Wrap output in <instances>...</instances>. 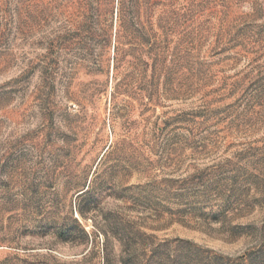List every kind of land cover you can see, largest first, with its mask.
Segmentation results:
<instances>
[{"label": "rangeland", "instance_id": "374dc122", "mask_svg": "<svg viewBox=\"0 0 264 264\" xmlns=\"http://www.w3.org/2000/svg\"><path fill=\"white\" fill-rule=\"evenodd\" d=\"M197 2L150 103L141 12L117 64L114 0H0L1 260L122 264L119 219L166 264H264V0Z\"/></svg>", "mask_w": 264, "mask_h": 264}, {"label": "trees", "instance_id": "16d2710c", "mask_svg": "<svg viewBox=\"0 0 264 264\" xmlns=\"http://www.w3.org/2000/svg\"><path fill=\"white\" fill-rule=\"evenodd\" d=\"M114 1L117 23L114 61L118 64L120 47L124 45L121 40L133 26L131 25V18L141 12L144 17V26L141 30L145 57L143 65L148 73L145 96L150 103L160 101L163 95L168 99L174 98L176 96L174 77L178 61V49L180 48L177 39L178 32L179 28L185 23H189L196 13L199 6L197 0ZM181 20L182 23H180ZM183 30L185 31L184 27ZM187 35L181 34L180 36L184 38ZM80 230L85 234L82 228ZM111 232L123 247L121 251L123 256H121L120 261L122 264H166L167 255L163 250L166 248L167 242L157 243L154 236L129 229L119 222V219L115 222ZM134 254L136 255L133 258ZM78 263L74 262L73 264ZM0 264H9V260L0 259Z\"/></svg>", "mask_w": 264, "mask_h": 264}]
</instances>
